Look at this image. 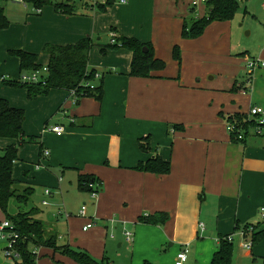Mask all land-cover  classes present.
<instances>
[{
  "label": "crops",
  "instance_id": "obj_1",
  "mask_svg": "<svg viewBox=\"0 0 264 264\" xmlns=\"http://www.w3.org/2000/svg\"><path fill=\"white\" fill-rule=\"evenodd\" d=\"M95 1L75 0L76 12L63 14L52 5L38 12L22 0H0L10 20L0 30V99L25 111L24 137L33 143L20 147L14 177L22 175L17 179L25 180V186H44L45 194L47 188L62 189L69 176L70 182L76 181V197L85 205L91 195L78 188L79 176L101 179L91 213L86 207V215L77 216L84 239L67 242L95 258L111 262L116 249L106 243V236L114 224L133 232L130 242L121 231L118 247L125 248V256L118 259L117 252L114 264H176L185 247L189 248L185 264H215L221 241L228 236L233 237L228 240L233 244L230 264H247L234 258V235L253 224L264 206V134L251 131L250 137L234 141L225 116L249 114L253 106L264 108V66L237 83L232 76V86L242 95L228 93L210 83L216 76L204 63L221 43L222 50L229 47L228 25L215 21L200 37L186 39L182 28L188 10L178 0H127L107 7ZM194 1L205 3L192 0L191 7ZM122 36L151 43L166 67L149 77L129 75L133 52L120 44L109 48ZM88 37L95 43L89 68L104 78L101 101L83 97L76 104L63 89L31 98L26 88L4 83L22 74L20 58L13 51L36 53L47 65L46 45L73 44ZM175 45L181 49V65L173 56ZM257 61L264 62V48ZM57 124L65 127L64 134L51 130ZM31 136L37 139L29 142ZM15 141L0 137V149ZM157 155L170 161L169 173L138 168ZM27 158L30 162H23ZM39 164L43 167L37 168ZM164 213L165 222L139 221ZM90 222L93 225L85 230ZM258 225V231L264 230V222ZM5 246L0 243V264H17L2 258ZM30 248L38 249L37 261L42 256L48 264H79L50 248ZM245 258H250L249 264H264V238L247 250Z\"/></svg>",
  "mask_w": 264,
  "mask_h": 264
},
{
  "label": "trees",
  "instance_id": "obj_2",
  "mask_svg": "<svg viewBox=\"0 0 264 264\" xmlns=\"http://www.w3.org/2000/svg\"><path fill=\"white\" fill-rule=\"evenodd\" d=\"M33 9L42 10L47 5H52L55 10L63 14L76 12L75 0H22ZM116 0H107L103 7L113 5ZM207 8L204 16H192L184 19L182 37L186 39L198 38L205 32L209 24L215 21L230 20L236 11L241 7L240 0H206ZM193 6L192 8H194ZM40 12V11H39ZM10 20L6 16L3 7L0 6V30L7 28ZM116 42V41H115ZM111 43L109 48H117L119 44L133 52V60L129 75L137 77H149L152 71L162 70L166 67V62L158 58L153 50L151 43L141 42L137 38L122 36L116 43ZM91 37L84 38L76 43L67 45H46L44 52L49 55V62L43 65L39 62V55L36 53L15 50L20 58L21 76L30 75L35 71L47 67V73L43 80L38 82H23L19 79L7 78L4 83L11 86L24 87L28 90L29 96L35 98L39 95L47 94L52 89H63L70 93L75 92V103L78 104L83 97H93L101 101L104 97V78L97 73L96 69L89 68L91 49L94 46ZM106 49L103 48V51ZM173 56L181 65V49L179 45L173 48ZM254 60V59H253ZM98 83H95L96 79ZM228 123L234 126L231 137L234 141H239L238 133L243 132L245 137L257 128L258 122L245 113H234L225 116ZM25 121V111L21 108L12 106L5 98L0 99V137L16 140L0 149V207L6 212L10 199L16 198L20 205V211L16 217L8 216L19 233L16 243V251L20 258L14 261L17 264H36L37 253L30 245L37 248L46 247L66 255L79 264H111L107 259H95L88 251L76 249L69 243H61L58 237V229L54 224H49L40 217V210L29 205L34 187L26 185V182L14 177L13 169L19 160V149L26 143L24 137L23 124ZM175 128H184L181 125H174ZM37 137L31 136L28 141L36 140ZM244 139V138H243ZM242 139V140H243ZM145 146V145H143ZM44 152V151H43ZM138 168L142 171H149L156 174H167L171 171L170 161L164 160L157 155L146 162L140 163ZM96 184L99 189H94L90 184ZM102 181L94 175H80L78 178V188L88 192L90 195L95 190L102 189ZM92 197V196H91ZM168 218L167 213L160 218L140 217L139 221L165 222ZM253 225L255 228L252 238L253 244L264 238V230L258 231L259 225L247 224L244 228L248 229ZM233 254V244L228 239H222L220 250L215 254L213 262L215 264H230Z\"/></svg>",
  "mask_w": 264,
  "mask_h": 264
},
{
  "label": "rangeland",
  "instance_id": "obj_3",
  "mask_svg": "<svg viewBox=\"0 0 264 264\" xmlns=\"http://www.w3.org/2000/svg\"><path fill=\"white\" fill-rule=\"evenodd\" d=\"M179 4L182 5V9L188 10V17L190 18L195 15H205L207 5L206 3H201L194 8L191 7L190 2L192 0H178ZM241 7L236 11L234 16L230 20L226 21H217L215 23H220V25H228L229 27V40L228 48L225 47L222 43L219 46V49H215L211 57H206L204 63H209L211 65V75L216 76L215 79H211L210 83L214 86H223L224 90L228 93L240 94L241 91H238L235 86H232V76L235 78L234 81L244 80L249 72L253 70L248 67L249 61L257 60L262 48H264V0H240ZM212 22L211 24H213ZM209 24L208 27L211 25ZM225 28V26H224ZM206 30V29H205ZM225 31L223 32V34ZM226 35V34H225ZM227 49V50H226ZM230 50V54H226V51ZM221 51L223 53H221ZM219 52V53H217ZM230 55V58H227ZM251 58V60H250ZM42 64H45L42 62ZM256 70V69H255ZM212 75V76H213ZM18 79V78H15ZM206 79V77H205ZM233 81V82H234ZM251 82V79H250ZM231 84V85H230ZM249 111V105L247 107ZM247 114V113H245ZM250 137V135H248ZM33 143H25L23 146L29 147ZM30 162V158L24 159ZM22 162V163H23ZM34 164V163H33ZM17 178H20L22 175H16ZM62 178L61 175H59ZM22 180V179H21ZM64 182V178H62ZM25 181V180H23ZM62 182V183H63ZM76 181L72 180L70 182L69 176L62 187V189L53 190L52 196H47L44 194V186H35L32 199L27 206L26 210H30V207L34 206L40 210V217L49 223H54L58 229V237L61 243L70 242L73 244V239L77 238L82 241L84 239V232L82 230V222L77 216H81V208L85 205L82 199H78L76 194L78 193L75 187ZM91 199L87 200V212L91 213L92 202L95 198L90 197ZM47 200L48 204H43V201ZM20 203L16 198L10 199L6 212L0 207V224L8 220V216L16 217L20 211ZM22 206V205H21ZM255 217L256 219L252 221L254 225H258V221L263 223L264 219L261 216L260 212ZM74 219V220H73ZM95 226V225H94ZM118 228L114 224H111L107 229L106 243L111 244L113 249H116V252H111L112 259H116V254L119 252L118 259L125 256V248L118 247V241L121 240L122 233L125 235L127 229ZM121 231H123L121 233ZM132 232V231H131ZM133 233V232H132ZM0 233V243L7 244L6 238H3ZM240 235V236H239ZM238 232L234 235V245L235 246V255L234 258H239L244 263L249 264L250 258H245L247 249L244 246L245 239ZM116 236V238L114 237ZM249 237V236H247ZM114 238V239H113ZM32 246V245H30ZM35 247V246H33ZM76 249H79L76 247ZM82 249V248H80ZM36 249V253H37ZM85 250V249H83ZM35 252V251H34ZM56 252V251H55ZM60 253V252H57ZM88 253L93 256L89 251ZM40 255V253H39ZM95 258V256H93ZM3 259L13 260L12 258L6 257L2 254ZM68 258V257H67ZM57 259V258H56ZM98 259V258H95ZM111 262L114 264V262ZM101 260V259H98ZM252 262V260H251ZM36 264H48L47 258L39 256ZM116 264V263H115Z\"/></svg>",
  "mask_w": 264,
  "mask_h": 264
},
{
  "label": "built area",
  "instance_id": "obj_4",
  "mask_svg": "<svg viewBox=\"0 0 264 264\" xmlns=\"http://www.w3.org/2000/svg\"><path fill=\"white\" fill-rule=\"evenodd\" d=\"M201 1L205 2L206 0H201ZM125 2H127V0H116L115 3H125ZM199 2L200 1H194L193 6H197L199 4ZM97 3L105 4V3H107V0H96L95 4H97ZM37 11L39 12L40 10H37ZM259 66H264V62L263 61H257V60H251L248 63V67H250L252 70L255 69L256 67H259ZM45 73H47V67L46 66L42 70L35 71V72L31 73L30 75L21 76V80L23 82H30V83L34 82L35 83V82L43 80V76ZM74 94H75V92H72L71 96L75 100ZM249 115H250V117L254 118L258 122V126L256 129H254V132L258 135L264 134V108L261 106H253L249 111ZM227 126H228L229 132L234 130V126L232 124L228 123ZM51 130L58 135H62L65 132V127L61 124H57L54 127H52ZM244 137H245V135L243 132L238 133V139L239 140H242ZM44 154L49 155V151L45 150ZM41 167H43V165H41V164L37 165V168H41ZM90 186H92L94 189H99L96 184L91 183ZM98 193H99V190H95L94 192H92L91 196L93 198H95ZM45 194L47 196H51L52 190L50 188H47L45 190ZM43 204H48V201L44 200ZM259 212L264 219V206L260 207ZM80 214L83 216L86 215V205H84L81 208ZM92 225H93V222H90L84 227V229L87 230ZM254 230H255V228L253 227V225H251V226H249L248 229L244 228L241 231V235L245 239L244 240L245 241L244 246L250 250L253 248L252 234H253ZM0 233H2L1 236L3 238H6V240H7V244L4 248L5 256L12 258L13 260L19 259L20 255L16 251L15 247H16V243H17L20 236H19V233L15 230L14 224L10 220L4 221L3 223L0 224ZM125 235H126L127 240L131 242L133 239L132 232L129 230H126ZM247 236H249V237H247ZM227 238H228V240L232 241L233 237L228 236ZM188 253H189L188 247H185L184 249H182L177 255L176 264H185L186 261L188 260Z\"/></svg>",
  "mask_w": 264,
  "mask_h": 264
}]
</instances>
